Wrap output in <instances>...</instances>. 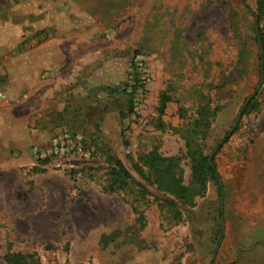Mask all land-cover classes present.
Returning a JSON list of instances; mask_svg holds the SVG:
<instances>
[{
    "label": "rangeland",
    "instance_id": "1",
    "mask_svg": "<svg viewBox=\"0 0 264 264\" xmlns=\"http://www.w3.org/2000/svg\"><path fill=\"white\" fill-rule=\"evenodd\" d=\"M246 3L257 11L259 0ZM0 9L19 25L6 32L12 50L0 49V90L8 83L5 57L22 51L51 58L60 51L91 85L80 96L64 93L67 86L52 94L50 80L29 93L28 103L46 111L32 118L36 141L17 151L19 165L29 185L36 173L62 170L69 195L59 213L17 216L25 205L1 186L0 264H8L7 252L31 255L28 264H264V75L255 20L242 0H0ZM128 80L136 90L106 89ZM204 95L219 108L204 151L221 183L210 179L189 205L148 183L134 165L152 150L178 155L189 184L182 133ZM163 96L171 101L162 111ZM66 131L96 152L59 167L57 159L35 156L36 147L48 149ZM116 160L132 177L111 190Z\"/></svg>",
    "mask_w": 264,
    "mask_h": 264
},
{
    "label": "crops",
    "instance_id": "2",
    "mask_svg": "<svg viewBox=\"0 0 264 264\" xmlns=\"http://www.w3.org/2000/svg\"><path fill=\"white\" fill-rule=\"evenodd\" d=\"M10 2L13 3V0ZM5 12L6 9H0V49L12 50V39L6 38V32L19 25L10 21L11 16ZM17 59L20 61V68L16 66ZM4 60L8 83L0 90V187H8L9 193L25 205L26 209L19 211L17 216L39 210L59 213L67 203L69 195L71 180L67 174L58 169H46L36 173L29 185L26 174L19 165V157L16 156L18 150L28 148L36 141L32 135L37 129L31 134L30 122L36 114L42 117L46 111H36V107L28 103L29 93L39 86L42 88L43 84L51 80L53 90H56L52 94L67 86L64 93L70 91L76 96L84 95L91 88L90 83H86L89 76L79 72L74 66L70 68L71 64H75L74 60L71 62V57L64 60L60 51L53 53L52 58L41 53L22 51L19 55H7ZM61 99L59 96L56 100L59 111L65 107V101ZM20 104L24 107L21 110L18 109Z\"/></svg>",
    "mask_w": 264,
    "mask_h": 264
},
{
    "label": "trees",
    "instance_id": "3",
    "mask_svg": "<svg viewBox=\"0 0 264 264\" xmlns=\"http://www.w3.org/2000/svg\"><path fill=\"white\" fill-rule=\"evenodd\" d=\"M242 1L253 14L255 20V30L257 31L256 26H258L259 37L261 39L260 42L262 43L264 49V26L260 25L264 9L263 2L259 0V7L255 12L247 5L246 0ZM260 72L263 79L264 67L261 68ZM141 86L142 85L139 87L141 88ZM106 89L109 93L111 92V94H121L127 92L128 89H132L131 91L136 90V85H133V82L128 80L123 86H108ZM130 97L132 102V95ZM207 98L208 97L204 95L205 101L200 103L197 111V117L187 124L182 133L187 148L186 156L190 158L191 162V180L189 184L184 183V171L181 167L182 158L178 155L165 156L157 150H152L149 153L141 155L140 163H136L134 165L138 174L144 180L148 181V183L152 182L153 184H156L161 191L169 193L181 200L184 204L189 205H194L195 199L198 196L205 195L210 179H215L218 183H221V177L214 157L206 154L204 151V142L208 137L212 124L210 115L212 117L217 111H219L218 107H211L210 102L206 100ZM168 101H171L169 96L162 97V111L165 109ZM249 105L250 102L247 104V107L243 110V112L249 107ZM134 109V102H132L131 111ZM234 129L235 128L226 132L223 139H221L216 146V150H220L227 140L230 139ZM66 132L71 134L73 137H76L77 135L75 132ZM82 141L84 145L88 146L85 139L82 138ZM90 147L92 148V146ZM144 167H148L149 172H146ZM110 173L112 175V181L114 180L110 186L111 190L117 187L121 188L125 186L124 182L132 177V173L121 163V161L118 160H116V166L111 168ZM141 189L146 190L145 185L142 184ZM29 258H31V255L23 252H7L4 255V259L8 264H28Z\"/></svg>",
    "mask_w": 264,
    "mask_h": 264
},
{
    "label": "built area",
    "instance_id": "4",
    "mask_svg": "<svg viewBox=\"0 0 264 264\" xmlns=\"http://www.w3.org/2000/svg\"><path fill=\"white\" fill-rule=\"evenodd\" d=\"M81 137H73L71 134L64 132L55 137L48 149H34V154L38 159H47L48 157L57 159L56 165L62 166L63 159L71 156L89 158L94 150L88 145L82 143Z\"/></svg>",
    "mask_w": 264,
    "mask_h": 264
},
{
    "label": "water",
    "instance_id": "5",
    "mask_svg": "<svg viewBox=\"0 0 264 264\" xmlns=\"http://www.w3.org/2000/svg\"><path fill=\"white\" fill-rule=\"evenodd\" d=\"M256 29H257V34H258V37H259V30H258V26H256ZM261 39L259 37V43H260V47H261V52H262V68L264 67V49H263V46H262V43L260 42ZM251 97L249 99H247L246 101V104L250 101ZM238 120H239V117H238Z\"/></svg>",
    "mask_w": 264,
    "mask_h": 264
}]
</instances>
